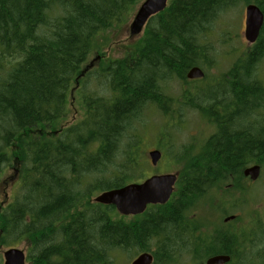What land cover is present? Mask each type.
<instances>
[{
	"label": "trees",
	"instance_id": "obj_1",
	"mask_svg": "<svg viewBox=\"0 0 264 264\" xmlns=\"http://www.w3.org/2000/svg\"><path fill=\"white\" fill-rule=\"evenodd\" d=\"M139 1L0 0V175L20 174L12 202L0 210V247L28 241L31 264H121L123 255L143 252L153 264H185V256L202 263L217 254L230 256L228 264H264V229L201 233V218L192 217L214 188L250 195L243 170H264V26L253 46L228 50L235 61L222 77L187 78L193 67L211 70L229 55L223 38L236 28L226 16L240 4L264 14V0H169L141 41L95 71L97 85L88 88L90 56ZM173 81L183 87L178 95L168 93ZM73 91L82 117L65 126ZM184 110L212 126L199 146H177L170 121ZM160 112L170 129L163 159L181 166L176 191L126 222L92 198L146 176L139 129L144 114Z\"/></svg>",
	"mask_w": 264,
	"mask_h": 264
},
{
	"label": "rangeland",
	"instance_id": "obj_2",
	"mask_svg": "<svg viewBox=\"0 0 264 264\" xmlns=\"http://www.w3.org/2000/svg\"><path fill=\"white\" fill-rule=\"evenodd\" d=\"M144 1L145 0L139 1L138 5L134 10L133 15L125 26L119 27L114 31L111 30L108 33L112 35L111 41L109 43H106L105 45H102L100 49L93 52L90 56L88 62L93 60H95V62L92 64L91 72L93 73L90 74V77L88 79L89 84L87 82L88 88H94L97 85L96 83L94 84V76L96 74L94 73L95 71H101V68L104 67V65L108 64L111 60L125 57L126 50L137 45L141 41V38L144 36L146 28H144V30L139 35L132 37L130 35V24L133 21V18L139 6ZM246 6L247 5L240 4L234 12L226 16V21L229 23L233 22L236 28L233 32L234 36L232 35V33V37L230 39L223 38V42L226 43L223 48L224 51L227 50L228 54V50H230V48L232 47L236 49V51H241L248 47H251V45L246 40L244 34ZM224 39L226 41H224ZM223 48H221V50H223ZM234 61L235 60L233 54H229L226 56L222 54L218 60L217 66L214 67V69H203L205 75L207 74V77H204L205 79L203 78L204 81L202 82L208 83L213 81L217 77H222L224 73L229 71ZM258 78L261 80L263 79L264 81V61L260 65ZM171 84L172 88L168 89V93L171 95H178L181 92V89L183 88L182 85H180L179 82L176 81H173ZM71 101L72 106L69 115L63 123L65 126L73 124L75 121L81 119L82 117V105L79 102L77 94L74 91L71 93ZM146 114L144 115L147 121L142 127L143 129H139V131L143 137V142L140 145V149L142 150L141 154H143L145 157V161L148 165V170L145 174L146 176L143 177L141 181H144L146 178L152 175L178 173L181 167L174 160H172V157L170 156H165V158L162 159L157 166L153 167L151 165L149 157L150 151L158 149L161 152H165L166 149H169V146H167V141L163 134H168L170 132V129L163 127L165 116H163L161 112L155 115L149 114V116L147 115V118ZM178 115H176V117L173 116L170 121V127L172 128V132L175 131L174 134H176L177 146L186 144L199 146L201 141L206 140L213 132L211 131V124L207 122V117L204 115L201 116L197 112L191 110L186 111V113L184 110L179 116ZM180 117L181 120L179 121ZM19 180L20 174L18 172H15V169L13 168L8 169L6 172L0 175V210L12 202L16 187L20 182ZM242 186L246 190H248V192L251 191V194L249 195V193H246L245 195H243L244 189L237 192L233 190L232 185H226L221 190L214 188L208 194L209 196L207 195L208 197L206 196L204 198V200L196 208V210L193 211L192 214V217L195 220L200 218L202 220V222L199 223L201 227L199 232H212L208 230L209 228L207 227V224H220L219 222H222L224 217L228 214L238 215V218L235 221H232L230 224H227V230L230 232L237 233L239 230H242L245 233H248V231L251 232L253 229L255 230L256 227L264 229V179L261 177L260 180L252 183L244 181ZM96 195H98V193L95 194L93 198ZM231 196L232 198H234L235 203L234 205L228 207L226 199ZM223 199L225 200L224 205L226 208L223 207ZM228 209L231 210V213H225ZM120 216L126 222L137 220V216ZM231 225H233V228H231ZM257 236L262 237V233H258ZM29 246V242L24 240L14 247L23 250L27 254V256H29ZM7 249L8 248L6 247H0V264L4 263L3 254ZM136 257L137 256L133 254L128 255L127 257L123 255V257H120V263L130 264ZM199 263L201 262H193L189 259V257L185 256V264ZM29 264H31V260Z\"/></svg>",
	"mask_w": 264,
	"mask_h": 264
},
{
	"label": "water",
	"instance_id": "obj_3",
	"mask_svg": "<svg viewBox=\"0 0 264 264\" xmlns=\"http://www.w3.org/2000/svg\"><path fill=\"white\" fill-rule=\"evenodd\" d=\"M168 2L169 0H145L142 2L130 24V35L132 37L139 35L153 16L163 12L167 8ZM263 26L264 14L260 7L256 4L247 5L244 34L250 45L256 44ZM204 77V70L198 66L193 67L187 73L189 80H199ZM149 157L152 165L157 166L163 157V153L156 149L149 152ZM261 173L262 168L260 165H252L244 170V176L249 177L252 181H257ZM177 181L178 173L152 175L142 182H135L118 189L104 191L97 195L93 199V202L104 206H114L122 216H138L144 214L151 205L167 204L175 191ZM234 218L232 216L227 218L226 221L233 220ZM3 257V264H29L27 254L19 248L7 249ZM230 261V256L218 255L209 258L202 264H228ZM153 263L154 255L150 252H143L130 264Z\"/></svg>",
	"mask_w": 264,
	"mask_h": 264
},
{
	"label": "flooded vegetation",
	"instance_id": "obj_4",
	"mask_svg": "<svg viewBox=\"0 0 264 264\" xmlns=\"http://www.w3.org/2000/svg\"><path fill=\"white\" fill-rule=\"evenodd\" d=\"M243 178H244V181L245 182H248V183H252V181H250L249 180V178H246V177H244V175H243ZM260 180V179H259ZM224 200V199H223ZM222 200V201H223ZM233 200H234V198H232V196L231 197H229L228 199H226V202L228 203V207H230L231 206V203H233ZM223 207L224 208H226L225 207V205H223ZM231 210L230 209H228L225 213H231L230 212ZM232 216H235V218H234V220H232V221H235L236 219H237V217H238V215L237 214H228L227 216H225L224 217V219H223V221L221 222H219L220 224H215V225H208L207 224V227L209 228L208 230L209 231H213V232H215V231H220V230H222V229H224V230H227V224H230L232 221L230 220V221H226V219L227 218H230V217H232ZM231 228H233V225H231ZM205 230V229H204ZM203 233V232H202ZM234 233V232H233ZM218 255H221V254H217V255H213V256H210V257H208L207 259H209V258H211V257H215V256H218ZM206 259V260H207Z\"/></svg>",
	"mask_w": 264,
	"mask_h": 264
},
{
	"label": "bare ground",
	"instance_id": "obj_5",
	"mask_svg": "<svg viewBox=\"0 0 264 264\" xmlns=\"http://www.w3.org/2000/svg\"><path fill=\"white\" fill-rule=\"evenodd\" d=\"M94 62H95V60L88 62L86 69H88L89 66H91ZM91 68H92V67H90L89 70H92ZM89 70H88V71H89ZM251 72H252V71H251ZM96 204H97V203H96Z\"/></svg>",
	"mask_w": 264,
	"mask_h": 264
}]
</instances>
